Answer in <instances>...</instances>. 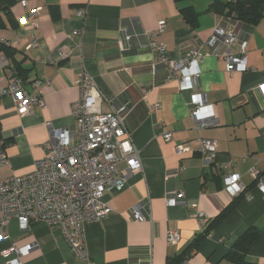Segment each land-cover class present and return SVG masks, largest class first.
Listing matches in <instances>:
<instances>
[{"label":"crops","instance_id":"obj_1","mask_svg":"<svg viewBox=\"0 0 264 264\" xmlns=\"http://www.w3.org/2000/svg\"><path fill=\"white\" fill-rule=\"evenodd\" d=\"M212 0H20L11 7L12 27L0 29V40L16 48L22 66L28 70L23 86L39 94L43 105L19 115L9 96L0 99V129L8 158L0 167V177L22 174L33 169L44 156L43 144L56 129L73 131L72 106L79 97L74 84L81 71L93 78L103 98L101 111L127 104L124 123L139 150L141 168L128 173L121 186L107 190L103 200L113 212L84 225V240L90 264H165L182 252L233 200L227 215L181 262L189 264H234L228 257L234 243L254 227L261 232L247 253V260L264 264V192L254 184L250 168L264 175V111L258 85L264 82V19L248 24L231 16L208 10ZM40 7L35 24L22 23L30 9ZM192 7L198 13L188 22L181 12ZM82 11L83 16H77ZM165 20L163 32L155 39L174 58L192 48L203 54L199 63V91L213 106L217 124L196 126L190 116L192 92L182 90L177 79L157 63L145 44V37L131 40L130 49L121 51V28L129 33L155 30ZM223 23L237 40L229 50L238 53L244 45L247 70L228 71L225 60L207 41ZM219 52V54H217ZM9 60L0 52V88L6 86ZM155 64V69H152ZM171 133L164 140L163 132ZM197 137L214 139L216 158L204 169ZM191 142L190 151L177 154L175 145ZM229 160L236 162L234 167ZM225 164V168L219 167ZM125 169L123 162L119 163ZM236 172L244 190L232 196L222 186L224 172ZM182 192L176 203L167 198ZM147 204L145 217L135 219L131 208ZM197 212L202 216L198 217ZM174 230L178 240H167ZM0 239V252L9 245L36 243L20 257L22 264H79L60 232L36 222L21 231L11 219ZM10 257L0 253V264Z\"/></svg>","mask_w":264,"mask_h":264},{"label":"built area","instance_id":"obj_2","mask_svg":"<svg viewBox=\"0 0 264 264\" xmlns=\"http://www.w3.org/2000/svg\"><path fill=\"white\" fill-rule=\"evenodd\" d=\"M20 3L27 8L26 0H20ZM40 10V7L30 9L28 15L22 18V23L34 25ZM77 16L82 17L83 12H77ZM164 27L163 19L157 21L155 30L150 34L129 33L122 27L119 48L121 51L128 50L133 38L145 37V44L155 54L157 63L168 72V79H177L182 90L192 92L189 113L196 126L217 124L213 106L206 103L205 95L198 87V66L203 54L199 48H192L179 58L170 56L165 45L155 39ZM236 40L232 31H228L223 23H218L209 36L207 47L218 50L219 46H224L225 50L217 54L225 60L226 69L245 71L247 62L244 45H240L238 53L229 50L230 44ZM152 69H155V64ZM7 74L9 79L6 86L0 88V99L9 96L17 114L30 112L35 104L43 105L41 96L28 93L10 69H7ZM74 84L79 89V97L72 106L75 118L73 131L53 130L50 139L43 144L44 156L34 162L31 171L0 177V239L7 237L3 232L11 219L18 221L21 231L29 230L33 223L43 222L60 232L79 264H90L85 248L84 225L113 212L112 206L103 200L105 192L119 188L128 173L139 170L141 159L124 123L127 104L101 111L99 104L103 95L91 75L84 70L79 73ZM257 87L264 105V82ZM162 135L164 140L171 138L169 131H164ZM193 142L197 145L202 167H212L217 154L215 140L197 137ZM5 145L0 129V167L8 162ZM190 145L191 142L178 143L175 152L179 155L186 153L190 151ZM120 162L125 164V169L120 168ZM229 165L234 167L236 162L229 160ZM225 166L219 164L222 169ZM250 173L257 188L264 192V175L255 167L250 168ZM220 180L224 190L232 196L244 190L236 172H224ZM182 199L183 193L178 192L167 198V202L176 203ZM144 211H147V204L140 201L131 208V216L143 218ZM197 216L201 217L202 213L197 212ZM178 237L174 230L167 232L169 242H176ZM35 246V242L23 246L9 245L0 253L3 257H10L7 260L9 264H22L20 257Z\"/></svg>","mask_w":264,"mask_h":264},{"label":"trees","instance_id":"obj_3","mask_svg":"<svg viewBox=\"0 0 264 264\" xmlns=\"http://www.w3.org/2000/svg\"><path fill=\"white\" fill-rule=\"evenodd\" d=\"M180 2L182 0H174ZM16 0H0V29L6 28V23L12 27L11 7ZM208 10H211L219 15L231 16L248 24H257L264 19V0H212ZM183 17L188 22H193L198 13L192 7L181 8ZM0 52L4 53L9 60L8 69H10L21 83L26 80L29 69L22 66V58H19V51L12 45L0 40ZM255 184V181H254ZM235 200L229 204L219 215H217L209 225L201 232L197 233L191 243L178 255L168 258L165 264H180L190 251L197 248L200 242L206 237L210 229L219 223L231 210ZM261 232L251 227L247 229L243 235L234 243L232 249L228 253V257L234 264H255L247 260L246 256L251 246L259 239Z\"/></svg>","mask_w":264,"mask_h":264}]
</instances>
